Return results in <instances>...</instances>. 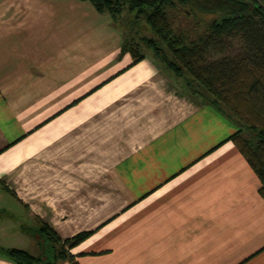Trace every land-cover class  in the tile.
Masks as SVG:
<instances>
[{"label":"crops","instance_id":"obj_1","mask_svg":"<svg viewBox=\"0 0 264 264\" xmlns=\"http://www.w3.org/2000/svg\"><path fill=\"white\" fill-rule=\"evenodd\" d=\"M123 39L89 0H0V247L46 223L92 231L79 264H264L237 127Z\"/></svg>","mask_w":264,"mask_h":264},{"label":"trees","instance_id":"obj_2","mask_svg":"<svg viewBox=\"0 0 264 264\" xmlns=\"http://www.w3.org/2000/svg\"><path fill=\"white\" fill-rule=\"evenodd\" d=\"M89 1L124 26L120 55L129 52L136 62L150 52L180 93L210 105L237 127L226 140L258 176L264 198V0ZM174 13L195 25L203 22L199 14L212 16L190 38L175 30ZM34 232L39 253L0 247L1 254L14 264H79L70 249L92 234L61 239L46 223Z\"/></svg>","mask_w":264,"mask_h":264},{"label":"rangeland","instance_id":"obj_3","mask_svg":"<svg viewBox=\"0 0 264 264\" xmlns=\"http://www.w3.org/2000/svg\"><path fill=\"white\" fill-rule=\"evenodd\" d=\"M201 17H202V19H203V22L204 21H206V20H208L212 15H210V14H199ZM127 18V17H126ZM126 18L125 17H123V19H124V21H126ZM195 21H194V19H192V18H187V17H184L183 16V14H181V13H174V18H173V26H174V28H175V30H177V31H181V32H183V33H185L188 37H190V38H192V37H194L195 35H196V33L197 32H199V31H202L203 29H204V24H203V22H201L200 24H198V25H195V23H194ZM120 24H121V22H120ZM122 29H125L124 28V26H120ZM149 51V50H148ZM149 54H150V52H149ZM151 55V54H150ZM10 212V214H11V217H9L10 219H16L15 220V222L16 223H18V215H17V217H16V214H17V212H18V206H15L14 208H13V210L12 211H9ZM17 227H18V225H16ZM22 230H28V231H31V232H29L30 234L29 235H31L32 234V230H34L33 228H32V226H29V223H24V224H22ZM33 233H35V232H33ZM17 236H18V233H17ZM32 236V235H31ZM33 237V236H32ZM34 238V237H33ZM9 239V238H8ZM31 239V238H30ZM8 242L9 243H13L16 247H18V238H10L9 240H8ZM31 243H32V241H31ZM30 243V244H31ZM20 244V243H19ZM24 244H26V242L24 243ZM25 247H24V249H26V250H28L29 252H31V253H39V251H38V248L37 247H35L36 245H33V246H30L28 243H27V245H24ZM0 253H1V250H0Z\"/></svg>","mask_w":264,"mask_h":264}]
</instances>
